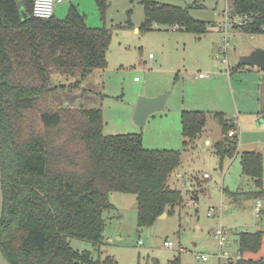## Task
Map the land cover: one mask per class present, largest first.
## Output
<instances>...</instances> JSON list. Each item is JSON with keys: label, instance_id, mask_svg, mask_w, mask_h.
I'll list each match as a JSON object with an SVG mask.
<instances>
[{"label": "trees", "instance_id": "trees-1", "mask_svg": "<svg viewBox=\"0 0 264 264\" xmlns=\"http://www.w3.org/2000/svg\"><path fill=\"white\" fill-rule=\"evenodd\" d=\"M231 1L235 14L249 18L241 30L264 34V0ZM98 3L104 14L107 0ZM142 5L145 20L140 30L161 25L198 35L209 32V22L192 17L193 7L153 0H142ZM32 11L33 0H0V249L11 264H118L110 256L102 261L90 251L74 250L70 240L90 242L95 252L101 251L104 213L117 210L110 200L114 193L136 197L140 228L151 227L163 214H174L184 196L171 189L168 180L181 164V152L147 149L142 134H104L101 109H52L50 96L64 89L52 84L53 74L72 76L77 71L85 81L94 70H104L112 33L89 26L73 5L63 20L37 19ZM131 27V22L125 25ZM216 117L223 138L215 144V153L221 160L235 158L239 140L228 134L236 125L222 113ZM205 126L204 112L183 111L184 145ZM263 163L258 151L241 154L242 174L255 190L223 189L237 207L247 201L264 203ZM260 215L264 218V207ZM237 246L242 259L230 264H264V229L239 234ZM168 264L182 263L176 258Z\"/></svg>", "mask_w": 264, "mask_h": 264}, {"label": "rangeland", "instance_id": "rangeland-1", "mask_svg": "<svg viewBox=\"0 0 264 264\" xmlns=\"http://www.w3.org/2000/svg\"><path fill=\"white\" fill-rule=\"evenodd\" d=\"M153 1L193 7L192 17L209 22V32L198 35L161 25H153L150 31L140 30L145 20L142 0H107L104 14L98 0H70L56 9V18L65 19L73 5L87 16L90 26L110 29L108 64L104 70H94L85 81H81L77 71L72 76L53 74L52 84H63L64 89L54 91L49 104L52 109H101L104 134H142L147 149L180 151L181 164L170 176L168 186L183 193V206L176 207L172 215L158 218L151 227L140 228L136 197L114 193L110 200L117 210L104 213L106 228L101 251L95 252L94 245L87 241L71 239L70 243L74 250L94 253V259L103 261L110 256L118 264H152L153 260L168 264L176 258L182 264H227L215 257L219 252L215 230H230L232 247L227 250L231 252L238 248L239 234L264 229V218L255 211L257 201H247L244 208L237 209L222 192L225 188L234 192L255 190L253 181L242 174L241 154L256 150L264 161V128L258 130L264 124V70L246 66L262 73L260 94L253 73L245 72L246 78L237 72L233 74L234 81H242L241 95L227 92L223 80L217 81V75L219 69H225L226 74L237 71L243 56L257 48L264 49V34L230 29L227 49L218 57L224 34L214 27L224 21L222 13L226 10L234 13L231 0ZM130 22L133 27L125 28ZM224 60L227 62L223 63ZM200 74L207 76L201 79ZM165 94L169 95L165 109L151 115L146 126L139 128L133 120L139 98ZM196 109L206 116L204 135L201 133L184 145L181 114L183 110ZM218 112L238 122L244 132L238 133L239 154L235 158L221 160L215 153V144L223 138ZM239 114L238 120L235 115ZM235 132L232 129L233 136L229 133L228 137H235ZM207 138L210 145L205 144ZM242 142L248 145L242 146ZM205 174L210 177L205 178ZM193 193L196 200L192 199ZM212 208L215 212L209 216ZM166 241L172 242L175 249H167ZM198 255L210 256V260L203 262Z\"/></svg>", "mask_w": 264, "mask_h": 264}, {"label": "built area", "instance_id": "built-area-1", "mask_svg": "<svg viewBox=\"0 0 264 264\" xmlns=\"http://www.w3.org/2000/svg\"><path fill=\"white\" fill-rule=\"evenodd\" d=\"M65 1L64 0H33V17L37 19H42V20H50L55 17V12L57 6L63 4ZM223 16V22H218L216 27H214L216 30L220 31L221 33L224 34L223 41L220 46H218V57H220L222 54L225 53L227 46H228V41L227 38L231 36L230 29H242V27H245L248 25V17H243L241 15H237L233 13L232 11L226 10L224 13H222ZM173 29L179 30L178 26L173 27ZM227 61L224 60L223 63H226ZM206 74H200L199 77L201 79L206 78ZM138 81V78L135 79ZM230 137L233 136V133L229 134ZM206 178H209L210 176L208 174H205ZM264 207V203L261 200L257 201L256 205V213L261 212V210ZM214 209H210L209 216H211L214 213ZM229 234L230 230L225 229L223 227H220L219 229L214 231L215 238L217 239L219 243V252L215 255L219 260H226L227 264L233 263L237 260L242 259V255L240 252L237 250L235 252V255L233 252L227 250V248H231V242L229 240ZM165 247L167 249H175V246L172 242L166 241L164 243ZM225 248V249H224ZM198 259L202 260L203 262H208L210 260V256L207 255H198Z\"/></svg>", "mask_w": 264, "mask_h": 264}, {"label": "water", "instance_id": "water-1", "mask_svg": "<svg viewBox=\"0 0 264 264\" xmlns=\"http://www.w3.org/2000/svg\"><path fill=\"white\" fill-rule=\"evenodd\" d=\"M23 18L26 19L27 15L22 8ZM239 65L243 66H255L264 70V49L257 48L253 50L250 54L243 56L239 63ZM169 95H161L156 98H139L137 105L135 107L133 120L135 124L139 128H144L147 124L148 118L157 113L161 112L166 107V102ZM4 212V193H3V183H2V173L0 169V225L3 217ZM166 214H163L160 218L165 217ZM0 264H11L7 261L4 257L1 249H0Z\"/></svg>", "mask_w": 264, "mask_h": 264}, {"label": "crops", "instance_id": "crops-1", "mask_svg": "<svg viewBox=\"0 0 264 264\" xmlns=\"http://www.w3.org/2000/svg\"><path fill=\"white\" fill-rule=\"evenodd\" d=\"M65 2L63 3V4H66L67 2H69L70 0H64ZM63 4H61V5H59V6H57V8L56 9H58V8H60V6H62ZM57 12V11H56ZM56 17V16H55ZM86 19H87V16H86ZM87 24H88V22H87ZM89 25V24H88ZM90 26V25H89ZM91 27H93V26H91ZM95 28H97V27H95ZM253 51V50H252ZM236 70L237 71H231V73H225V69H219V75H217V81H219V80H223V82H224V88L227 90V92H231V93H238V95H241V88L243 89V86H240V83L242 82V81H240V82H238V81H234V78H235V76L233 75L234 73H238V74H240V76L241 77H243V78H246V76L244 75V73L245 72H250V73H253L254 75L252 76V78H253V80L255 79L256 81H258L257 82V84H258V87H257V91H258V94H260V92H261V88H262V83H263V76H262V73H260V72H255V71H251L250 69H247V67L245 68V69H237L236 68ZM55 76H57V75H55ZM61 77V79H64L65 80V77H63V76H60ZM204 79V78H203ZM61 81V80H60ZM243 81H245V80H243ZM70 82V80L69 81H66L65 83L66 84H68ZM61 85H63V84H58V86H61ZM240 86V87H239ZM196 110H198V109H196ZM183 111H186V110H183ZM182 111V112H183ZM198 111H200V110H198ZM218 113H221V112H218ZM222 114H224V113H222ZM224 115H226V114H224ZM239 116H240V114L239 115H235V117H236V119H238L239 120ZM233 120V119H232ZM234 121V120H233ZM234 123H235V127H236V131L237 132H235L236 133V135L235 136H237L238 137V133H244L243 132V130L241 129L240 130V125H239V123L238 122H235L234 121ZM206 128V127H205ZM260 128H264V124H262L261 125V127H259L258 128V130L260 129ZM238 129L240 130L239 132H238ZM205 130V129H204ZM202 133H203V131H202ZM203 135H204V133H203ZM205 135H207V134H205ZM206 137H208V136H206ZM205 144L206 145H210L211 144V140L210 139H208L207 138V140L205 141ZM245 145H248V143H244V142H242V146H245ZM250 149V148H249ZM249 151H256V150H249ZM249 151H244V152H249ZM238 154H239V151H238ZM204 177H205V175H204ZM206 178V177H205ZM191 187V186H190ZM223 192V191H222ZM223 195H224V193H223ZM224 197H226L225 195H224ZM199 201V200H198ZM113 204V203H112ZM115 206V205H114ZM116 207V206H115ZM236 208L237 209H240V208H244V206L243 207H237V205H236ZM116 209H117V207H116ZM237 246V245H236ZM237 247L235 248V250L237 251ZM235 250L234 251H232V252H234L235 253Z\"/></svg>", "mask_w": 264, "mask_h": 264}]
</instances>
